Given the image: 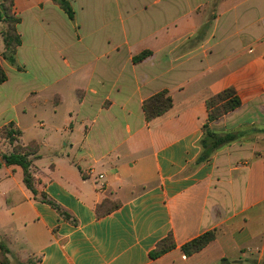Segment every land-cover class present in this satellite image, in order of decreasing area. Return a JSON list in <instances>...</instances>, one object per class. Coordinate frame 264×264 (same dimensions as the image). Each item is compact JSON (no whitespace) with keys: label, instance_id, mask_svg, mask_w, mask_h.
Here are the masks:
<instances>
[{"label":"crops","instance_id":"1","mask_svg":"<svg viewBox=\"0 0 264 264\" xmlns=\"http://www.w3.org/2000/svg\"><path fill=\"white\" fill-rule=\"evenodd\" d=\"M67 1L73 19L13 0L14 64L0 39V131L37 146L33 191L0 136L6 264H264V0ZM229 90L241 106L209 121ZM161 92L172 106L149 119ZM205 125L236 139L205 147Z\"/></svg>","mask_w":264,"mask_h":264},{"label":"trees","instance_id":"2","mask_svg":"<svg viewBox=\"0 0 264 264\" xmlns=\"http://www.w3.org/2000/svg\"><path fill=\"white\" fill-rule=\"evenodd\" d=\"M60 7L65 11L70 19L74 18V12L70 6V3L67 0H54ZM11 7L6 4V2L0 3V18L3 22L6 23L7 29L2 30L0 33V39H3V42L6 47V51L4 53V58L7 59L10 63H15V56L17 52V48L21 45V39L17 32V24L19 20L11 15ZM13 23V26L10 25ZM149 55V52H144L141 55L134 58V62H140L145 59ZM7 80V75L3 68L0 65V85L3 84ZM223 103V104H221ZM222 105V106H221ZM172 106L171 97L167 92H161L149 100L145 102L144 108L147 115V118L151 119L157 116H160L164 112H166ZM241 106V101L235 95V93L231 90L220 94L209 102V121H214L219 117L239 108ZM14 125H10L5 127L0 131L5 132V135H2L6 138L11 145L14 146V151L10 154H4L3 161L6 165H19L23 168L25 172V184L29 189L33 188L32 177L29 173V167L31 162L29 160V156L36 154L37 146L35 147H25L23 146L19 139L22 135L20 130L14 129ZM205 130L207 133V139L203 141L205 147L211 146L213 148L219 147L221 145L232 142L236 139L235 134H226V135H218L216 133L211 132L208 129V125H205ZM215 238V232L210 231L206 232L203 235L187 242L183 245L182 250L186 256H192L193 254L201 251L205 248L212 240ZM175 247L174 238L172 235H169L166 239H164L161 243H159L158 250L154 251L151 254L152 258H158L168 252L169 250ZM2 248V247H1ZM4 249H2L0 253V263L6 264V259L4 258Z\"/></svg>","mask_w":264,"mask_h":264},{"label":"rangeland","instance_id":"3","mask_svg":"<svg viewBox=\"0 0 264 264\" xmlns=\"http://www.w3.org/2000/svg\"><path fill=\"white\" fill-rule=\"evenodd\" d=\"M3 1L6 2V4H7L8 6H10L11 4H13V0H0V3L3 2ZM10 25L13 26V23H10ZM5 29H7L6 26L4 27L3 30H5ZM221 104H223V103H221ZM221 106H222V105H221ZM7 130H9V129L7 128L6 130H4V132H2V134L0 133V136L2 137V135H5V132H6Z\"/></svg>","mask_w":264,"mask_h":264},{"label":"built area","instance_id":"4","mask_svg":"<svg viewBox=\"0 0 264 264\" xmlns=\"http://www.w3.org/2000/svg\"><path fill=\"white\" fill-rule=\"evenodd\" d=\"M101 177H103V176H101Z\"/></svg>","mask_w":264,"mask_h":264}]
</instances>
